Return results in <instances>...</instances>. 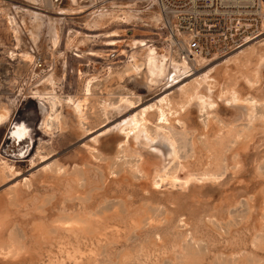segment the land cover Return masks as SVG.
Here are the masks:
<instances>
[{
  "label": "rangeland",
  "instance_id": "obj_1",
  "mask_svg": "<svg viewBox=\"0 0 264 264\" xmlns=\"http://www.w3.org/2000/svg\"><path fill=\"white\" fill-rule=\"evenodd\" d=\"M121 1H136L143 21L106 17L91 29L93 7L64 14L68 0L32 5L0 0V101L11 108L0 126V162L16 170L0 173V264H264V125H251L246 134L245 112L213 95L215 90L212 108L203 112L195 102L181 108L180 94L207 72L220 81L229 68L225 82L243 100L256 97L254 116H264V79L250 89L243 78L264 52V40L253 45L257 53L248 66L226 61L243 57L249 44L243 53L206 58L207 64L192 67V76L179 82L152 86L127 64L133 39L169 50L161 26L144 12L157 8L149 0ZM95 5L102 9L111 3ZM31 10L60 20L55 48L47 46L45 31L36 46L30 41ZM6 13L16 16L19 35L8 28ZM75 33L79 37L69 45ZM262 39L264 34L256 41ZM50 73L61 99H82L84 84L94 79L84 119L66 103L57 105L63 117L51 131L42 124L44 112L34 95L49 89L44 78ZM165 97L170 110L161 119L158 106ZM122 99L130 104L121 106ZM135 116L145 118L143 132L128 129ZM146 131L172 137L178 150L166 174L157 178L159 185L153 173L167 162L157 146L144 143ZM238 134L244 136L236 141ZM75 172L82 183L74 180ZM204 172L217 176L205 179ZM71 217L87 220V227L64 223Z\"/></svg>",
  "mask_w": 264,
  "mask_h": 264
},
{
  "label": "bare ground",
  "instance_id": "obj_2",
  "mask_svg": "<svg viewBox=\"0 0 264 264\" xmlns=\"http://www.w3.org/2000/svg\"><path fill=\"white\" fill-rule=\"evenodd\" d=\"M25 1L30 2L31 5H32V3L40 2V0H25ZM53 1H57V0H53ZM68 1H69V6H68V9L63 10L64 14H66V13L67 14H73V13L79 14L81 12L83 14L84 11L86 12V11L91 10L90 7L94 8V10H91L88 13V19L89 20H88L87 25L91 29H95V27H97V25L106 17L116 18L117 20H120V21L127 23V24H131L133 22H142L143 21V17H142L143 11L137 9V6H136L137 2L136 1H135L136 2L135 3V2L121 1V0L120 1L119 0H109V2L111 3V5H110L111 8L110 7L109 8L102 7V9H99L98 8L99 6L97 8L95 7L96 2H98V1L102 2V1H107V0H68ZM85 1L87 2V4L83 5V3ZM89 4H90V6H89ZM88 6H89V8H88ZM36 8L37 7H35L34 9L36 10ZM146 11L148 12V14L150 16V20H149L150 23H152L153 25H159L160 26L162 23L161 13L157 9H152L151 7L147 8V10H145L144 12H146ZM6 18H7V22H8V26H9L8 28L12 29L14 31V33H18V32L20 33L22 27H20L21 25L16 20V16L9 14V13H6ZM57 18L47 19L41 13L36 12V11H32L31 17L27 22L28 23L27 24L28 25L27 33L29 35L30 41L33 43L34 46H36L38 44L43 31H45V33H46L45 40L47 41V46H49L51 48H55L57 46L59 38L61 36L60 31H59L60 30L59 29V25H60L59 21L60 20ZM146 24L147 23H145L144 25H146ZM147 26H149V24H147ZM19 33H18V35H19ZM263 34H264V24H263ZM72 35H74V37L72 39L69 38V45H73L72 44L73 40L75 38H77L79 33H75ZM78 39L80 40V38H78ZM263 40L264 39L259 40V41H256V40L251 41L248 43L249 46L247 44V46H248L247 48H249V50L246 53H244L245 59L243 58L244 56L241 57L239 55L237 56V54H236L232 57H229L228 60L226 61V63H228V62L237 63L238 68L248 66L252 62L250 60V58H251L250 56L255 55L257 53L256 52L257 48L255 49V47H253V45L255 43H259ZM75 41L76 40H74V42ZM82 41H84V40L82 39ZM152 43L147 39H133V40H131L130 45L134 49V51L129 56L130 58H129V61L127 64L128 70L134 72L135 74H143L144 77L146 78L147 82L152 86L153 85H159V84L164 83V82H171V81L179 82L182 78L192 76L193 65L200 66V65H203L207 62L206 58L197 57L194 61V64H191V62H189L185 58H180L178 56L177 57L174 56L170 49L169 50L160 49L159 47L155 46ZM243 47H241V48H243ZM240 49H238V50H240ZM52 50H55V49H52ZM138 50H140L141 56H138V53H137ZM243 51L244 50L241 49L242 53H243ZM30 55H31L30 53H29V56L26 55L28 59H31L32 55L31 56ZM246 56H248V57H246ZM219 58L220 57H215V58H213V60L214 59L216 60ZM32 60H33V58H32ZM227 66H229V65H227ZM230 74H231V70L229 68H225L224 71L221 73L223 80L221 79L219 81L218 80L219 78H215L213 75L210 74V72H207V73L203 74L200 78H197L195 83H193V85L191 84L190 87H188L189 85L188 86L186 85L187 87L186 86L182 87L180 89V94L182 96V101H183L181 108L187 107L186 105H188V104L191 105L192 102H195L199 108V111H202V112L205 109H207L208 107L212 108L213 103H214V101L212 100V94L214 93V90H215V91H217V94L214 93L213 95H216L217 97L221 98L224 103L226 102L227 104L231 105V107L242 109L245 112L246 121L248 122L249 125H247L243 129L246 130L245 133L248 134V132L252 129V128L250 129L251 125H255V126H257L258 124L264 125V116L262 115L260 118H256L254 116V107H255L256 103L259 102V100L256 99V97H251V98H248L247 100H243L241 98L242 96L240 97V95H239L240 93L235 88V86L229 85V84H227V82H225L227 79L230 78ZM243 76H244L243 78H244L245 83L247 84V86L250 89H255L260 85V83L262 82V79H264V52L257 54V61H256L255 65L253 66L251 73L245 74V75L243 74ZM56 80L57 79L55 78V76L52 73L48 74L44 78V83L46 82L48 84L49 89H47V90L40 89V90H35V92H34V95L36 94L37 97L39 98V103L41 102V109L44 112V118H43L42 124L46 130H50V131L53 130V128H52L53 122L57 121L58 123L61 124V118L63 117L61 115V111L59 112L58 110H56L55 107L57 105L62 106L64 103H66L68 106H70L72 108L74 114L78 117L79 120L84 119V114H85V110H86L85 108H86L87 100L89 99V97L92 94V89H93L92 83H93L94 79H89L84 84V88H83L84 97L82 99L73 98V97L61 99L59 97V94L57 93L56 88L58 85H57ZM47 102H49V104H50L49 109L45 106L46 104H48ZM120 103H121V106L126 107L130 104V100L122 99ZM170 103H171V101H170V98H168V97L162 98L160 100V106H158L159 118L163 119L166 117L167 112H169V110H170V108H169ZM107 107H108V105L106 104L105 108L107 109ZM210 113H212V112H210ZM10 115H11L10 105L5 103V102L0 101V126L5 124L9 120ZM144 119L145 118H138L136 116L132 117L130 120H128V123H127L128 129H130L131 131L139 130L140 132H143L146 129L145 123L143 122V121H145ZM54 124H55V122H54ZM242 133H244V131ZM128 134L129 133H127V135ZM243 136H244V134H243ZM243 136L238 134L235 138L236 141L243 138ZM170 138H172V137H170ZM170 138H167V136H165L163 134V132H161V131L156 132L154 135H151L147 132L146 137L144 138V143L157 146L158 151H160V153L163 155L165 161L167 162V166H164L165 167L164 169H156L155 173H153L155 175L154 176V184L155 185H159L160 181L157 178L162 177L163 175L166 174L167 167L178 156V150L176 147V143L173 140H169ZM56 168H57V166H56ZM137 168H139V167H137ZM48 169H50V167ZM44 170H46V169H44ZM64 170L59 168L58 173L63 174V173H65ZM0 173H3V175L5 173L6 174L8 173L9 175H13L16 173V170H15L14 166H12L6 162H0ZM216 176H217V174H215V173L204 172L203 178L215 179ZM73 178L76 182H79V183H82L84 181V179L81 178L79 173H77V172L73 173ZM26 183H28V182H26ZM64 223H67V225L69 224V226H81V227H85V228L87 227V220H85V219L82 220V222H80V221L74 220L71 217V218L65 219Z\"/></svg>",
  "mask_w": 264,
  "mask_h": 264
},
{
  "label": "built area",
  "instance_id": "obj_3",
  "mask_svg": "<svg viewBox=\"0 0 264 264\" xmlns=\"http://www.w3.org/2000/svg\"><path fill=\"white\" fill-rule=\"evenodd\" d=\"M149 2L161 13L163 42L191 64L225 57L263 35L264 0Z\"/></svg>",
  "mask_w": 264,
  "mask_h": 264
}]
</instances>
